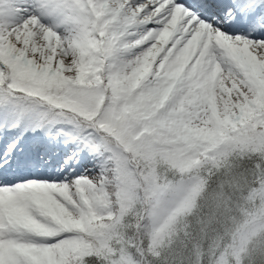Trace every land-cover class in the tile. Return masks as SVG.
Wrapping results in <instances>:
<instances>
[{"label": "snow or ice", "instance_id": "snow-or-ice-1", "mask_svg": "<svg viewBox=\"0 0 264 264\" xmlns=\"http://www.w3.org/2000/svg\"><path fill=\"white\" fill-rule=\"evenodd\" d=\"M0 264H264V0H0Z\"/></svg>", "mask_w": 264, "mask_h": 264}]
</instances>
